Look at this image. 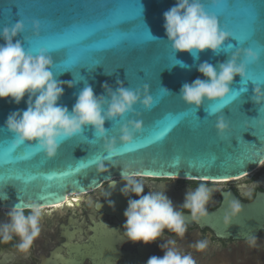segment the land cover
Returning a JSON list of instances; mask_svg holds the SVG:
<instances>
[{
    "label": "water",
    "instance_id": "water-1",
    "mask_svg": "<svg viewBox=\"0 0 264 264\" xmlns=\"http://www.w3.org/2000/svg\"><path fill=\"white\" fill-rule=\"evenodd\" d=\"M121 2L131 3L133 0H121ZM205 2L211 3L210 0H203V3ZM248 2L249 0H232L231 11L237 26H242L244 23L245 14L243 8ZM62 3H67V0H0V29L6 26L10 27L18 20L26 19L32 25L27 31V38L40 39L42 35L41 24L38 23V27H36L34 22L45 21L48 26L46 34L54 35L61 27L73 22L72 17L74 13L72 11L64 9L58 12L53 7V5ZM137 4L142 8L141 17L138 20H142L148 32L153 37L158 38L148 48L143 50L118 48L111 52L98 53L94 59H97L101 65H90V69L87 66H78L75 70L69 69L66 71H63L64 69L62 68L55 67L60 62V56L57 53H49L53 60L51 71L55 78L59 81H73L75 83V86L72 88L65 85L64 95L58 102L61 105L67 106L69 111H71L72 106L75 104L76 96L84 87L85 81L91 85L94 93L98 96L104 94L102 85L105 82L115 90L117 87V79L125 87L133 90L139 88L142 93L144 86L147 85L148 94H152L154 99L159 88L167 89L171 93L165 92L167 98L159 105L152 107L149 111L144 110L138 104L134 106L136 114L129 113L124 120H117L118 123L113 124L112 121L105 122L108 137H115L117 139L118 149L121 147L119 143V127L121 123L127 119L139 120L142 122V130L136 134L135 139L142 135H147L157 121H162L170 113L182 110L185 107L186 104L179 97L180 89L184 83H191L198 77L204 79L197 71L199 63L207 61L215 66L218 63L227 61L231 54L230 52L224 51L227 43L233 44V50H231L233 52L238 49L248 48L247 43L239 45L238 41L230 38L219 52L213 53L211 50H205L199 53V58L195 60L187 52L173 53L171 45L168 44L165 35L163 13L175 5V0H137ZM107 7H111V5ZM105 11L106 8L102 6L101 0H94V10L90 11L88 17H85V19L91 23L102 24L106 19ZM218 22L220 26L219 19ZM136 23L137 21L135 20L125 22L121 26L122 30L130 31ZM23 33L15 39L20 40L24 48L28 49V44L24 40ZM0 43H3V40H0ZM37 51L38 48L32 50L33 54ZM164 55L172 57L171 63L164 60L157 67L151 66ZM176 60L182 61L188 67H181L179 64L173 65L172 63H176ZM262 60H264V57H260L252 65L255 75H259ZM105 71L113 74L111 76L106 75ZM140 71L145 72V77L144 73ZM137 73L142 79L137 77ZM81 77H83V80L76 83L75 78L80 79ZM261 79H264V77H261ZM241 81V77H234L230 89L237 92H240L241 88L246 89V91L240 92V96L237 98L239 110L249 120L257 119L259 118V106L254 104L251 99L256 85L252 81H248L247 84H242ZM26 100L27 96L17 105L10 98L0 99V141L13 137V134L3 126L9 113L16 110H26ZM206 103L212 102L205 99L202 106L196 109V116L201 120H205L195 130L188 131L181 125V127L173 131L161 144L146 147L143 150L138 149L132 153L118 154L109 160L99 159L95 164L89 165L87 169L82 170L81 173L75 174L63 181L66 185L65 188H59L56 182H53L52 190L57 191L64 197V200H53L51 203L62 204L65 201H69V194L84 193L93 191L99 187H104L105 192H111V195L107 199L105 198V204L102 209H105L106 212L110 211L111 213L123 211L129 199V197H125L120 192V189L125 186V182L121 180L123 168H126L136 176L142 175L155 178L179 177L202 180L237 178L255 170L261 161H264V121L256 120L254 125H252L245 118L244 129L249 130L244 132L242 137L237 132V127L235 125L230 126L229 122L226 121L228 128L223 136H221L218 134L216 128L217 117L223 115L230 117V110L235 108L236 105H232L230 109L225 108L224 113L223 110H220L209 117L205 111ZM186 106L190 108L194 107ZM194 112L195 109L193 108ZM253 127L254 129H251ZM83 134L88 140L96 139L95 130L92 126H87ZM233 137L237 141L235 139L232 140ZM23 151L22 146L17 145V152L22 153ZM239 151H244L245 155L242 157L243 163L236 166L234 162L237 158L236 154ZM101 153L105 156L107 155L103 150L102 142L93 144L87 140L80 139L79 136H74L61 141L60 148L54 158H48L41 151L30 160L8 166L4 170L18 168L22 170L27 169L33 173L44 174L53 171L60 172L69 166H75L80 160H84L85 163L89 159L95 160ZM250 153H252V159H249ZM177 155L182 157L181 163L174 168L170 167L173 157ZM212 156L216 157L215 166L205 168L201 174L194 172L186 163L189 158H211ZM100 163H104L109 168V171L106 173H98L97 166ZM196 171L199 172L200 170L197 169ZM112 180L116 181L114 191L109 185ZM46 183L42 177L29 185L11 181L0 188V195L6 193L8 197L7 200H0V208L10 209L21 203V198L23 204L36 202L41 207L49 206L36 199V196L40 194ZM109 200L114 203V208L109 206ZM231 200L225 199L216 212H208V215L200 219L197 223L202 226L212 227L220 236L233 235L234 237L252 235L264 227V195L258 196L250 203H241V213L227 227L225 213L229 208ZM185 218L186 221H192L191 215H185Z\"/></svg>",
    "mask_w": 264,
    "mask_h": 264
},
{
    "label": "clouds",
    "instance_id": "clouds-1",
    "mask_svg": "<svg viewBox=\"0 0 264 264\" xmlns=\"http://www.w3.org/2000/svg\"><path fill=\"white\" fill-rule=\"evenodd\" d=\"M210 2L214 6H219L223 0ZM163 19L167 42L171 45L173 53L187 52L194 60L205 50L219 52L226 41L232 38L229 32L220 28L217 17L205 10L203 0H175V5L163 13ZM34 25L38 27V22H34ZM24 30L25 25L19 20L10 27L0 29V40H3V43H0V99L10 98L19 105L27 96L26 110L9 113L3 127L13 134L15 142L34 143L48 158H54L61 141L82 135L87 126H92L96 140L102 142L104 152L109 155L115 154L118 151L117 139L108 137L105 122L124 120L129 113L136 114L134 106L138 104L146 111L151 110L154 100L148 94V86H144L142 93L139 88L133 90L125 87L117 79L115 90L105 82L102 85L104 94L98 96L85 81L84 87L76 96L75 104L69 111L67 106L58 102L64 95L65 85L72 88L75 83L55 78L51 71L53 60L47 49L40 48L33 54L24 48L20 40L15 39ZM224 51L231 53L227 61L215 66L207 61L199 63L197 71L204 79L198 77L193 82L182 85L179 97L186 105L198 109L205 99L209 102L224 100L233 92L230 85L234 77L239 76L245 80L247 65L257 62L260 58L252 48L233 52L224 47ZM175 64L188 67L179 60L173 65ZM105 74L111 76L113 73L105 71ZM81 80L83 77L75 78L76 83ZM164 91L170 93L167 89ZM251 99L259 108L264 107V88L256 85ZM216 128L218 134L223 136L228 128L223 116L217 117ZM141 130V121L125 120L119 127V143L121 145L133 143L136 134ZM97 171L106 173L109 168L100 163ZM121 180L125 182V186L120 189L121 194L125 197L134 194L138 197L128 199V206L124 211L126 220L122 225L124 239L134 243L143 242L145 245L161 240L165 230L183 239L188 229L181 209L190 213L193 222H198L208 215L207 206L213 193L217 191L202 182L194 190L190 188L185 194L183 204L177 209L164 190L142 194L146 185L126 168L122 169ZM109 185L114 191L116 181L112 180ZM104 195L107 199L111 192L104 191ZM7 198L6 193L0 195V200ZM108 202L109 206L114 208V203L110 200ZM45 211L46 209L36 202L23 205L19 203L11 207L6 213L7 219L0 222V244H9L14 237L18 238L16 250L21 254H29L34 242L41 235ZM241 211V203L238 200H231L225 213L227 227ZM257 239L255 235H251L246 238V243L250 248H254ZM190 247L198 252H204L209 247V241L197 240ZM160 248L164 255L151 256L146 264H196L191 254H184L175 246V241L162 243Z\"/></svg>",
    "mask_w": 264,
    "mask_h": 264
},
{
    "label": "snow or ice",
    "instance_id": "snow-or-ice-1",
    "mask_svg": "<svg viewBox=\"0 0 264 264\" xmlns=\"http://www.w3.org/2000/svg\"><path fill=\"white\" fill-rule=\"evenodd\" d=\"M101 4L106 8L104 13L106 19L102 24L91 23L85 19V17H88L90 11L94 10V0H67V3L53 5L58 12L63 11L64 9L72 11L74 13V16L72 17L73 22L67 26L61 27L54 35H47L46 32L48 26L46 22L37 21L41 24L42 28L40 39L27 38V31L32 25L28 23L26 19H22L21 21L25 25V31L23 33L24 40L28 44V50L32 51L35 48H45L48 53H57L61 59L55 67L62 68L64 69L63 71H66L69 69L75 70L78 66L89 67L90 65H101L97 59H94L98 53H107L118 48L143 50L155 43L156 39H154L148 32L142 20H138V18L141 17L142 8L137 4V0H133L131 3H122L121 0H101ZM231 4L232 0H223L219 6H214L211 3L205 2L204 7L209 14L215 15L217 19H219L220 28L229 32L232 38L239 42V45L247 43L248 48H252L260 57H264V0H249L243 8L245 20L242 26L236 25L231 11ZM108 5H111V7H107ZM134 20L137 21V23L132 30H122L121 26L125 22ZM226 49L230 51L233 50V44L227 43ZM164 60L171 63L172 57L164 55L151 66L157 67ZM253 63L247 65V78L242 80L241 83L247 84L248 81H252L253 84L264 88V79H261V77H264V60H262L260 64L259 75L254 74L252 67ZM140 72H143L145 77V72ZM138 73L137 77L141 78ZM243 91H246V89L241 88L240 92ZM240 92L233 91L230 96L226 97L227 99L225 98L224 100L206 103L205 111L210 117L212 116L210 113L216 114L220 110H223L224 113L225 108L230 109V107L235 104L236 107L230 110L231 116L226 117L223 115V117L229 122L230 126L235 125L237 127V132L242 137V134L249 129H244V122L247 117L240 112L239 102H237ZM151 96L154 100L153 107L159 105L167 98L163 88L158 89L155 99L152 94ZM204 120H201L196 116V109L193 113V108L185 105L182 110L170 113L162 121H157L147 135L138 137L131 144L121 145L115 154H107L105 156L101 153L95 160L89 159L87 163H85L84 160H80L75 166H69L63 171H53L47 174L33 173L27 169L22 170L18 168H8V170L5 171L4 169L8 166L17 165L22 161H28L41 152L38 146L34 143H18L15 142L14 136L10 137L9 139L0 141V188L11 181L29 185L42 177L47 183L44 185L40 194L36 196V199L44 204H48L52 208H62L64 204L51 203L53 200H64V197L57 191L52 190L53 182H56L59 188H65L66 185L63 181L75 174L81 173L82 170L87 169L89 165L95 164L99 159L109 160L118 154L132 153L138 149L143 150L146 147L161 144L173 131L181 127V125H183L188 131H193L198 125L203 123ZM256 120L264 121V107L259 108V118L252 120L247 118V122L252 125H254ZM114 123H118V121L113 122V124ZM251 129H254V127ZM78 136L80 139L87 140L89 143L95 144L98 142L96 139L88 140L84 134ZM233 139L237 141L236 138L233 137L232 140ZM17 145H21L24 149L22 153L17 152ZM244 155V151H239V153L236 154L237 158L234 162L236 166L243 163L242 157H244ZM249 155V159H252V153ZM181 160L182 157L179 155L173 157L170 167H176L181 163ZM186 163L194 172L201 174L205 168L215 166L216 157L189 158ZM197 169L200 171L197 172ZM76 199L77 202H79V198ZM64 203L71 202L65 201ZM20 204L23 205L22 198Z\"/></svg>",
    "mask_w": 264,
    "mask_h": 264
},
{
    "label": "flooded vegetation",
    "instance_id": "flooded-vegetation-1",
    "mask_svg": "<svg viewBox=\"0 0 264 264\" xmlns=\"http://www.w3.org/2000/svg\"><path fill=\"white\" fill-rule=\"evenodd\" d=\"M137 177L146 185L142 194L164 190L177 209L190 188L194 190L202 182L217 190L207 206L208 212H216L225 199L247 204L264 195V163L250 173L229 180ZM104 191V187H99L93 191L72 193L69 194L71 203H62V208L42 207L46 211L41 235L30 253H19L16 250L18 238L14 237L9 244H0V264H146L151 256L162 257L164 253L160 245L170 240L175 241V246L184 254H191L196 264H264V227L252 234L258 238L254 248L246 243V238L251 235L220 236L212 227L192 221H186L188 230L183 239L165 230L161 240L151 244L128 241L122 231L128 203L123 211L106 212L102 209ZM129 198L138 199L134 194ZM8 210L0 208V222L7 219ZM201 239L209 241L207 250L198 252L190 247Z\"/></svg>",
    "mask_w": 264,
    "mask_h": 264
},
{
    "label": "bare ground",
    "instance_id": "bare-ground-1",
    "mask_svg": "<svg viewBox=\"0 0 264 264\" xmlns=\"http://www.w3.org/2000/svg\"><path fill=\"white\" fill-rule=\"evenodd\" d=\"M226 180H229V179H226ZM213 181V180H212ZM214 181H218V180H214Z\"/></svg>",
    "mask_w": 264,
    "mask_h": 264
}]
</instances>
